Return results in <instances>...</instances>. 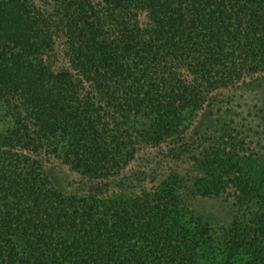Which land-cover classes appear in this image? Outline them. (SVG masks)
<instances>
[{
  "label": "trees",
  "instance_id": "16d2710c",
  "mask_svg": "<svg viewBox=\"0 0 264 264\" xmlns=\"http://www.w3.org/2000/svg\"><path fill=\"white\" fill-rule=\"evenodd\" d=\"M262 73L264 0H0V264H264V138L187 132Z\"/></svg>",
  "mask_w": 264,
  "mask_h": 264
},
{
  "label": "rangeland",
  "instance_id": "374dc122",
  "mask_svg": "<svg viewBox=\"0 0 264 264\" xmlns=\"http://www.w3.org/2000/svg\"><path fill=\"white\" fill-rule=\"evenodd\" d=\"M223 124L236 130L243 127L246 132H256L264 138V73L213 92L187 132H214ZM144 154L139 152L137 160L140 161ZM48 166L53 180L65 184L70 174L66 166L57 159ZM188 202L193 210L213 224H221L227 219V207L218 199L191 196Z\"/></svg>",
  "mask_w": 264,
  "mask_h": 264
}]
</instances>
